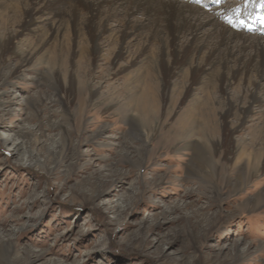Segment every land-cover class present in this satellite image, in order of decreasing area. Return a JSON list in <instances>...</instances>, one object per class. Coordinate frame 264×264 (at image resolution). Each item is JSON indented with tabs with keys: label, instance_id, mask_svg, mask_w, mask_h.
<instances>
[{
	"label": "rangeland",
	"instance_id": "obj_1",
	"mask_svg": "<svg viewBox=\"0 0 264 264\" xmlns=\"http://www.w3.org/2000/svg\"><path fill=\"white\" fill-rule=\"evenodd\" d=\"M72 69H20L0 51V233L15 232L0 264H264V163L230 156L237 114L224 125L220 111L197 116L199 130L184 136L183 114L141 116L117 95L123 79H92L87 66L70 86ZM262 105L236 135L252 149L264 147ZM18 135L33 160L14 153Z\"/></svg>",
	"mask_w": 264,
	"mask_h": 264
},
{
	"label": "bare ground",
	"instance_id": "obj_2",
	"mask_svg": "<svg viewBox=\"0 0 264 264\" xmlns=\"http://www.w3.org/2000/svg\"><path fill=\"white\" fill-rule=\"evenodd\" d=\"M229 17L225 8L208 12L181 0H0V20H9L0 51L12 52L20 69L31 63L57 69L70 66L74 68L70 86L83 77L80 70L87 66L92 68V79L101 77L111 83L121 78L124 91L117 95L133 100L139 115L188 117L184 136L199 130L197 116L220 111L224 125L237 114L239 125L231 131L230 156L256 165L264 163V144L263 149H252L256 142L252 147L238 143L236 135L264 104V36L245 35L239 31L241 26L227 22ZM12 20H18V30L11 27ZM233 21L240 22L234 15ZM124 58L127 65L121 63ZM105 66L107 75H96L94 71ZM8 80L0 79V86ZM5 97V92L0 93V107ZM216 100L221 101L220 108L213 106ZM185 138L182 143L187 142ZM11 141L14 153L23 152V157L33 160L22 135ZM13 236V231L0 233V253L7 261L9 247L4 244Z\"/></svg>",
	"mask_w": 264,
	"mask_h": 264
},
{
	"label": "snow or ice",
	"instance_id": "obj_3",
	"mask_svg": "<svg viewBox=\"0 0 264 264\" xmlns=\"http://www.w3.org/2000/svg\"><path fill=\"white\" fill-rule=\"evenodd\" d=\"M213 2H214V3H221L222 0H213ZM261 7H264V3L261 4ZM237 13H239V9H237ZM228 22H229L230 24H232L234 27H236V26H242V25L244 24L243 21H240L239 24H237L236 22L233 21L232 18H229V19H228Z\"/></svg>",
	"mask_w": 264,
	"mask_h": 264
}]
</instances>
